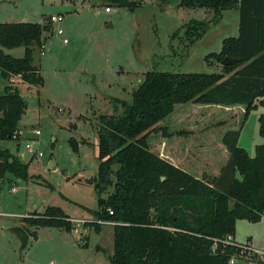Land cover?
Returning a JSON list of instances; mask_svg holds the SVG:
<instances>
[{
  "label": "rangeland",
  "instance_id": "1",
  "mask_svg": "<svg viewBox=\"0 0 264 264\" xmlns=\"http://www.w3.org/2000/svg\"><path fill=\"white\" fill-rule=\"evenodd\" d=\"M181 1L144 0L131 11L104 0H0V23L45 27L44 46L36 48L34 62L45 82L40 94L22 78L11 83L0 77V95L10 87L28 105L18 125L20 138L1 145L29 165L26 180L12 174L0 176V264H110L114 225L98 221L93 214L98 211L94 183L99 166L98 116L113 113V98L132 103L133 92L148 72L222 73L221 63L212 54L221 52L225 39L238 36L237 10L225 11L216 21L206 9L181 8ZM108 6L111 14L104 11ZM56 14L64 16V36H58L49 22ZM192 21L207 25L194 42L187 31ZM0 50L15 58L25 53L24 47L9 50L0 45ZM263 114L261 106L252 111L241 132L239 145L251 157L256 146L264 144L259 134ZM243 117L240 108L188 103L178 105L161 126L172 140L179 142L178 133L183 132L206 146L207 150L199 148V156L201 160L213 157V174L227 161L218 140L227 131L238 130ZM220 122H226L225 126L216 128ZM164 139L161 132L153 135L151 148L160 153ZM28 143L43 155L27 150ZM185 152L187 166L195 156ZM49 207H59L73 219L74 230L29 227L34 236L22 249L13 229H25V218L44 214ZM249 237L255 248L264 247V218L256 224L239 223L237 241L246 244ZM235 258V264H264L257 258Z\"/></svg>",
  "mask_w": 264,
  "mask_h": 264
},
{
  "label": "trees",
  "instance_id": "2",
  "mask_svg": "<svg viewBox=\"0 0 264 264\" xmlns=\"http://www.w3.org/2000/svg\"><path fill=\"white\" fill-rule=\"evenodd\" d=\"M104 1L131 11L144 2ZM179 6L206 9L214 13L216 21L225 11L237 10L238 37L225 39L221 52L212 54L221 65L226 58L236 61L222 65V73L148 72L133 92L132 103L113 98V113L98 116L99 166L94 179L98 211L93 214L98 221L116 224L110 264H229L232 257L240 255L239 246L243 245L227 243L229 236L235 237L237 222L256 224L264 217V144L256 146L255 157L239 146L250 113L264 108V0H182ZM206 26L191 22L187 31L192 42L205 33ZM44 41L42 24L0 23L3 48H25L23 58L0 50V77L10 80L20 76L40 94L45 82L34 62L36 48H42ZM188 103L240 108L244 113L239 129L227 131L218 140L227 161L213 174V157L201 160L199 156L206 146L191 141L183 132L178 133L179 142L172 140L167 128L161 126L178 105ZM27 109L21 93L6 87L0 95L1 177H29V165L1 145L20 138L18 125ZM259 123L264 138V116ZM160 132L165 139L157 153L150 138ZM185 151L195 156L187 166ZM24 223L29 236H34L29 227L74 230L72 220L59 207H49L44 214L25 218ZM95 225L99 232L100 224Z\"/></svg>",
  "mask_w": 264,
  "mask_h": 264
},
{
  "label": "built area",
  "instance_id": "3",
  "mask_svg": "<svg viewBox=\"0 0 264 264\" xmlns=\"http://www.w3.org/2000/svg\"><path fill=\"white\" fill-rule=\"evenodd\" d=\"M105 12L106 13H110L111 12V8L107 7L105 9ZM49 22L51 23L52 26H54L55 31H56L58 36H64L65 33H64V30L62 29V24L64 22V16L62 14L51 15L50 18H49ZM64 43H68V41L65 39ZM10 80L12 81L11 83H17L18 81L21 80V77L20 76L13 77ZM26 149L29 150L32 153H35V154L38 153L39 157H41L43 155L42 153H40L37 150H35L33 148V145L30 144V143H28L26 145ZM14 191H15V189H14ZM105 223H108V222H105ZM108 224L116 225L115 223H108ZM227 243L235 245L236 241H235V239L232 236H229L227 238ZM239 247L241 249V253L238 256L239 258L244 259V260L257 258V259H259V260L264 262V247L263 248H255V247L252 246L251 242L243 244V245H240ZM235 263H236V258L232 257L229 264H235Z\"/></svg>",
  "mask_w": 264,
  "mask_h": 264
},
{
  "label": "water",
  "instance_id": "4",
  "mask_svg": "<svg viewBox=\"0 0 264 264\" xmlns=\"http://www.w3.org/2000/svg\"><path fill=\"white\" fill-rule=\"evenodd\" d=\"M236 60L230 59V58H226L223 62L222 65L223 66H227V65H232L233 63H235ZM13 231L18 235V237L20 238L21 242H22V249H25L28 244H29V240H30V236L29 234L26 232V230L23 227H15L13 229Z\"/></svg>",
  "mask_w": 264,
  "mask_h": 264
},
{
  "label": "crops",
  "instance_id": "5",
  "mask_svg": "<svg viewBox=\"0 0 264 264\" xmlns=\"http://www.w3.org/2000/svg\"><path fill=\"white\" fill-rule=\"evenodd\" d=\"M104 11H105V9H104ZM111 13H112V10H111V12L108 13V14H111ZM239 22H240V20H239ZM238 35H239V29H238ZM237 37H238V36H237ZM13 50H14V49H13ZM24 55H25V53H24ZM23 57H24V56H23ZM23 57H22V58H23ZM262 116H264V114H263ZM259 128H260V127H259ZM239 141H240V140H239ZM239 146H240V145H239ZM240 147H241V146H240ZM242 148H243V147H242ZM244 149H245V148H244ZM245 150H246V149H245ZM246 151H247V150H246ZM247 152H248V151H247ZM255 152H256V150H255ZM249 155H250V154H249ZM263 218H264V217H263ZM71 220H72V222H74L73 219H71ZM242 221H246V220H239V221L237 222L236 229H237L239 223L242 222ZM262 221H263V219H262ZM262 221H261V222H262ZM74 223H75V222H74ZM234 239H235V241H236L237 243H240V242H238L237 239H236V234H235ZM248 240H250V242L253 243V242H252V239H251L250 237L248 238ZM241 244H242V243H241ZM252 246H253V245H252ZM253 247H254V246H253Z\"/></svg>",
  "mask_w": 264,
  "mask_h": 264
}]
</instances>
